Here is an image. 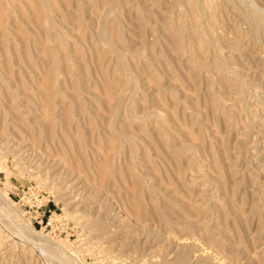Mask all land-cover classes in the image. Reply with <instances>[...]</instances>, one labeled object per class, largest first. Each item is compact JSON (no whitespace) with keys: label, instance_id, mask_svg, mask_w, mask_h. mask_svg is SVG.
<instances>
[{"label":"rangeland","instance_id":"rangeland-1","mask_svg":"<svg viewBox=\"0 0 264 264\" xmlns=\"http://www.w3.org/2000/svg\"><path fill=\"white\" fill-rule=\"evenodd\" d=\"M47 1L0 8V264H264V0Z\"/></svg>","mask_w":264,"mask_h":264},{"label":"bare ground","instance_id":"bare-ground-1","mask_svg":"<svg viewBox=\"0 0 264 264\" xmlns=\"http://www.w3.org/2000/svg\"><path fill=\"white\" fill-rule=\"evenodd\" d=\"M7 1H8V2H7V3H8V6H7V7H9V8H14V6L11 5V0H7ZM34 1H35V0H33V2H34ZM39 1H40V0H39ZM45 1H47V0H41V5L37 2V3L39 4V7H40V6H43V7L45 6L44 8L47 9V6H46L47 3H46ZM48 1H49V0H48ZM48 1H47V2H48ZM237 1H240V0H237ZM241 1H242V0H241ZM5 2H6V0H5ZM31 2H32V0H31ZM62 2H64V1H62ZM62 2H61V3H62ZM3 3H4V0H0V8L2 7ZM7 3H6V4H7ZM198 3H199V2H198ZM246 3H247V2H246ZM13 4H15V3L13 2ZM35 4H36V2H35ZM38 4H36V5H38ZM49 4L51 5L50 2H49ZM112 4H113V3H112ZM178 4H179V3H178ZM241 4H243V2H241ZM244 4H245V3H244ZM250 4H251V5H250ZM253 4H254L253 1H252L251 3L248 2V5H249V7H250V9H249V13H248V10H247V12H245V13H248L249 15H251V16L253 17L254 21L257 22L258 24H260V25L263 27V29H264V17H263V15H262L263 13H262L261 11L255 9L256 7L254 8ZM110 5H111V4H110ZM245 5H246V4H245ZM30 6H31V5H30ZM37 7H38V6H37ZM247 7H248V6H247ZM34 9H35V8H34ZM42 9H43V8H42ZM66 9H67V8H66ZM243 9H244V7H243ZM46 11H47V10H46ZM244 11H245V10H244ZM260 12H261L262 14H261ZM35 13H36V12H35ZM42 13H43V12H42ZM48 13H49V12H48ZM105 13H106V12H105ZM19 15H20V14H19ZM49 15H50V14H48L47 16H49ZM11 16H12V15H11ZM38 16L41 17V12H40V15H38ZM44 16H45V15H44ZM47 16H46L47 19L50 18V17H47ZM251 16H249L248 18H250ZM11 18H12V17H11ZM86 18H87V17H86ZM48 20H49V19H48ZM6 21H7V20H6ZM10 21H11V20H10ZM46 21H47V20H46ZM50 21L52 22L51 18H50ZM115 21H116V20H115ZM23 22H24V21H23ZM116 22H117V21H116ZM255 22H254V23H255ZM6 23H7V22H6ZM35 23H36V21H35ZM49 23H50V22H49ZM95 23H96V22H95ZM102 23H103V22H102ZM36 24H37V23H36ZM51 24H52V23H51ZM115 24H116V23H115ZM47 25H48V23H47ZM49 25H50V24H49ZM98 25H99V24H98ZM98 25H97V26H98ZM251 25H252V24H251ZM50 26H51V25H50ZM7 27H8V26H7ZM25 27H26V26H25ZM51 27H53V25H52ZM117 27H118V26H117ZM258 27H259V26H258ZM8 28H9V27H8ZM47 28H48V27H47ZM40 29H42V28L40 27ZM49 29H50V28H49ZM49 29H47V30L50 31L52 28H51L50 30H49ZM251 29H252V28H251ZM259 29H260V28H259ZM7 30H8V29H7ZM7 30H6V29H2V30L0 31V35L3 36V37H1V38H4V37H5L6 39H9L8 42H10V38H9V37H10V32H9L10 30H9V31H7ZM47 30L44 29V31H47ZM100 30H101V29H100ZM254 30H256V28H255ZM52 31H53V30H52ZM97 31H98V30H97ZM258 31H259V30H258ZM262 31L264 32V30H262ZM40 32H42V31H40ZM44 33H45V32H44ZM50 33H51V32H50ZM255 33H257V32H254V34H255ZM46 34L49 35L48 32H47ZM46 34H45V35H46ZM51 34H52V33H51ZM51 34H50V35H51ZM58 34H59V32H58ZM263 34H264V33H263ZM50 35H49V36H50ZM95 36H96V35H95ZM102 36H103V35H102ZM13 37H14V36H13ZM13 37H12V38H13ZM139 37H140V36H139ZM5 38H4L3 40H6ZM22 38H23V37H22ZM48 38H49V37H48ZM50 38H52V37L50 36ZM50 38H49V39H50ZM38 40H39V39H38ZM50 40H51V39H50ZM139 40H140V39H139ZM0 41H1V40H0ZM20 41H21V40H20ZM5 42H6V41H5ZM11 42H12V39H11ZM34 42H35V41H34ZM43 42H44V41H43ZM0 43H1V42H0ZM1 44H2V43H1ZM107 45H108V43H107ZM52 46H53V45H52ZM127 46H128V45H127ZM10 47H11V46H10ZM10 47H9V49H10ZM111 47H112V46H111ZM125 47H126V46H125ZM7 48H8V47H7ZM95 48H96V47H95ZM148 48H149V47H148ZM9 49H8V52H9L10 55H11V56L9 55V56H10L9 60H8V59H7L8 61L5 60V59H4V60L2 59V60H3V62H5V64H8V62L10 61V64L12 63V65H14V66L16 65V67H17V64H18L19 60L15 58V55H16V54H13V51H12L11 49H10V50H9ZM12 49H14V47H12ZM16 49H17V48H16ZM52 49L54 50V48H52ZM52 49H51V50H52ZM2 50L4 51V48H3V49L1 48V51H2ZM60 50H61V49H60ZM91 50H92V49H91ZM93 50H94V48H93ZM3 51H2V52H3ZM54 51H56V50H54ZM41 52H42V51H41ZM47 52H48V51H47ZM48 53H49V52H48ZM56 53H57V51H56ZM56 53H55V54H56ZM97 53H98V52H97ZM113 53H114V52H113ZM113 53H112V54H113ZM18 54H19V53H18ZM49 54H50V53H49ZM52 54H53V53H52ZM3 55H4V54H3ZM5 56H6V55H5ZM54 56H55V55H54ZM75 56H76V55H75ZM78 56H79V55H78ZM95 56H96V55H95ZM0 57H1V56H0ZM42 57H44V56H42ZM56 57H58V56H56ZM69 57H70V56H69ZM44 58H45V57H44ZM53 59H56V60H57V58H55V57H54ZM122 59H123V58H122ZM74 60H75V59H74ZM240 60H241V59H240ZM80 61H81V60H80ZM0 62H1V61H0ZM55 62H57V61H55ZM122 62H123V61H122ZM20 64H21V63H20ZM24 64H25V63H24ZM3 65H4V64H3ZM6 66H7V65H6ZM10 66H11V65H10ZM18 66H19V65H18ZM120 66H121V65H120ZM16 67H15V68H16ZM21 67H23V66L21 65ZM24 67L26 68V65H25ZM40 67H41V66H40ZM55 67H56V66L54 65V69H55ZM147 67H148V66H147ZM158 67H159V66H158ZM5 68H6V67H5ZM5 68H4V70H6ZM10 68H11V67H10ZM46 68H47V66H46ZM56 68H57V67H56ZM115 68H116V67H115ZM123 68H124V67H123ZM236 68H237V67H236ZM7 69H8V66H7ZM22 69H23V68H22ZM32 69H33V68H32ZM4 70H3V69H0V82H1V79H4V77H2V75H4L3 73L5 72ZM15 70H17V69H15ZM23 70H24V69H23ZM23 70H22V71H23ZM46 70H47V69H46ZM56 70H57L56 72H58L59 68H57ZM165 70H166V69H165ZM3 71H4V72H3ZM7 71H8V70H7ZM7 71H6V72H7ZM11 71H12V69H11ZM25 71H26V70H25ZM34 71H35V70H34ZM17 72H18V71H17ZM20 72H21V71H20ZM73 73H74V72H73ZM18 74H19V73H18ZM30 74H31V73H30ZM62 74H63V72H62ZM46 75H47V74H46ZM4 76H5V75H4ZM6 76H7V74H6ZM22 76H23V75H22ZM64 76H65V75H64ZM12 77H13V76H12ZM44 77H45V76H44ZM5 78H6V79H5V83L7 84V82H9V81L7 80L8 77H5ZM10 79H11V78L9 77V80H10ZM18 79H19V78H18ZM64 79H65V78H64ZM66 79H67V78H66ZM11 80H12V79H11ZM51 80L54 81L53 78H51ZM6 81H7V82H6ZM28 81H29V80H28ZM42 81H43V80H42ZM55 82H56V81H55ZM61 82H63V81H61ZM76 82H77V81H76ZM43 83H44V82H43ZM52 83H53V82H51L50 80H48L47 83H44L46 86H45V88H44L43 90H45V94H46L48 100H50L52 97H54V96H56V95H57V96H60L61 94L63 95V92L60 91V90H61V86H62V84L57 82L58 84L55 83V85H54V84H52ZM9 84H10V82H9ZM60 84H61V85H60ZM239 84H240V83H239ZM7 85H8V84H7ZM11 85H12V84H11ZM14 85H15V84H14ZM19 85H20V83H19ZM43 86H44V85H43ZM7 87H9V89H10V85H8ZM7 87H6V88H7ZM21 87H22V86H21ZM4 88H5V87H2V85H1V83H0V113H1V115H3V117H6V116L11 117L10 114H9L10 112H5V113H4V112H3V109L1 108L2 104L4 103V98H6V96H7L6 93L4 92V91H5ZM7 89H8V88H7ZM7 89H6V90H7ZM241 89H242V88H241ZM241 89H240V90H241ZM22 90H23V89H22ZM238 90H239V89H238ZM9 91H10V90H9ZM109 91H110V90H109ZM241 91H242V90H241ZM6 92H7V91H6ZM10 93H11V92H10ZM12 93H13V92H12ZM244 93H245V91H244ZM45 94H44V95H45ZM66 94H67V93H66ZM132 94H133V93H132ZM132 94H131V95H132ZM97 95H98V94H97ZM109 95H110V94H109ZM18 96H19V95H18ZM30 96H31V95H30ZM95 96H96V94H95ZM71 97H72V96H71ZM175 99H176V98H175ZM5 101H6V100H5ZM126 101H127V100H126ZM15 102H16V101H15ZM41 102H42V101H41ZM47 102H48V101H47ZM57 102H58V101H57ZM76 102H77V101H76ZM127 102H128V101H127ZM7 103H10V102H7ZM54 103H55V102H54ZM74 103H75V102H74ZM114 103H116V102H114ZM128 103H129V102H128ZM14 104H16V103H14ZM30 104H31V103H30ZM50 104H51V102H49V103L46 104V109H47V107H48V109L46 110L47 113L50 112ZM58 104H59V103H58ZM60 104H61V103H60ZM108 104H109V102L107 103V105H108ZM154 104H155V103H154ZM3 105H4V104H3ZM5 105H6V103H5ZM5 105H4V106H5ZM48 105H49V106H48ZM8 106H9V105L7 104V107H8ZM114 106H115V105H114ZM118 106H119V105H118ZM116 107H117V105H116ZM120 107H121V106H120ZM120 107H119V108H120ZM13 108H14V107H13ZM41 108H42V107H41ZM113 108H114V107H113ZM119 108H118V109H119ZM7 109H10V107L7 108ZM11 109H12V108H11ZM56 110H58V109H56ZM62 110H63V109H62ZM127 110H128V109H127ZM90 111H91V110H90ZM150 111H151V110H150ZM57 112H58V111H57ZM47 113H46V114H47ZM54 113H55V112H54ZM11 114H12V112H11ZM58 114H59V113H58ZM153 114H154V113H153ZM54 115H56V114H54ZM54 115H53V116H54ZM156 115H157V114H156ZM132 116H133V115H132ZM245 116H246V115H245ZM57 117H58V115H57ZM105 117H106V116H105ZM129 117H130V115H129ZM177 117H178V116H177ZM246 117H247V116H246ZM156 118H157V117H156ZM156 118H155V119H156ZM173 118H174V117H173ZM173 118H172V119H173ZM11 119H12V121H11ZM11 119H6L5 122H7V121L9 120V121H8L9 124H12L13 127L16 126L15 123H14V121H13V117H12ZM155 119H154V120H155ZM48 120H49V121H48ZM48 120H46V121L48 122L47 124H49V125H50V124H53V122L56 120V116H54V118L52 117V118H50V119H48ZM240 120H241V119H240ZM56 121H57V120H56ZM150 121H151V120H150ZM87 123H88V122H87ZM157 123H158V122H157ZM107 124H108V123H107ZM35 125H36V124H35ZM47 126H48V125H47ZM47 126H46V127H47ZM112 126H113V125H112ZM46 127H45V128H46ZM106 127H107V126H106ZM224 127H225V126H224ZM49 128H52V127L48 126V128H47L48 131H49ZM35 129H38V128H35ZM66 129H67V128H66ZM26 130H27V129H26ZM87 131H88V130H87ZM116 131H117V130H116ZM32 132H33V131H32ZM45 132H47L46 129H45ZM49 132H50V131H49ZM49 132H47V133H49ZM130 132H131V131H130ZM15 133H17V132H15ZM47 133H46V134H47ZM88 133H89V132H88ZM166 133H167V132H166ZM27 134H28V132H27ZM46 134H45V135H46ZM49 134H50V133H49ZM108 134H109V133H108ZM0 135H1V134H0ZM9 136H10V135H9ZM47 136H48V134H47ZM112 136H113V135H112ZM22 137H23V136H22ZM34 138H35V137H34ZM34 138H33V139H34ZM115 138H116V137H115ZM7 140H8V139H7ZM9 140H10V139H9ZM24 140H25V139H24ZM48 140H49V139H48ZM119 140H120V139H119ZM127 140H128V139H127ZM140 140H141V139H140ZM256 141H257V140H256ZM19 142H20V141H19ZM138 142H139V141H138ZM15 143H16V142H15ZM20 147H21V146H20ZM261 148H262V147H261ZM139 149H140V148H139ZM26 150H27V149H26ZM23 151H24V150H23ZM31 151H32V150H31ZM262 152H263V151H262ZM145 156H146V155H145ZM225 160H226V159H225ZM256 161H257V160H256ZM18 165H19V164H18ZM260 169H261V168H260ZM262 169H263V168H262ZM103 170H104V169H103ZM103 170H102V171H103ZM106 174H107V173H106ZM262 203H263V202H262ZM6 208H7V207H6ZM6 208H5V209H6ZM258 212H259V211H258ZM14 215H16V214H14ZM14 215H13V216H14ZM13 216H12V218H13ZM18 217H19L18 215H17V218H16V216H15V220H16V222H17V224L15 223L16 226L18 225V227H20V229L24 230V232L26 231L27 234H35V233H34V232H35L34 229H33L32 227H30L25 221H23L22 219H20V217H19V218H18ZM12 221H13V220H12ZM94 222H95V221H94ZM97 222H98V221H97ZM5 223H6V222H5ZM96 224H97V223H96ZM98 224H99V226H100V223H98ZM104 224H105V223H104ZM93 225H95V224H93ZM93 225H92V226H93ZM89 226H90V225H89ZM96 226H97V225H96ZM96 226H95V227H96ZM99 226H98V228H99ZM101 226H102V223H101ZM92 228H93V227H92ZM96 228H97V227H96ZM100 228H101V227H100ZM16 229H18V228H16ZM20 229H19V230H20ZM95 230H96V229H95ZM19 232H20V231H19ZM26 232H25V233H26ZM21 237H22V236H21ZM5 242H6V241H5ZM40 242H41V241H40ZM40 242H39V243H40ZM41 243H42V242H41ZM41 243H40V244H41ZM45 243H46V242H45ZM43 245H45V247L47 246V245L44 244V243H43ZM39 246H41V245H39ZM49 246H51V244H50ZM52 246H53V245H52ZM12 247H13V246H12ZM5 249H6V248H5ZM60 250H61V249H60ZM58 251H59V250H58ZM49 252H50V251H49ZM207 252H208V250H207ZM53 254H54V252H53ZM56 254H57V253H56ZM56 254H55V255H56ZM61 254H63L62 251H61ZM48 255H49V253H48ZM57 255H58V254H57ZM186 255H188V254H186ZM49 256H51V255H49ZM58 256H59V255H58ZM61 256H62V255H61ZM63 256H64V255H63ZM51 258H53V256H51ZM179 258H180V259H179ZM55 259H56V258H55ZM59 259H60V258H59ZM61 259H62V258H61ZM179 260H180V261L183 260V257L180 256V255H178V261H179ZM184 260H185V259H184ZM176 262H177V261H176ZM177 263H178V262H177ZM180 263H181V262H180ZM182 263H184V261H182Z\"/></svg>","mask_w":264,"mask_h":264}]
</instances>
